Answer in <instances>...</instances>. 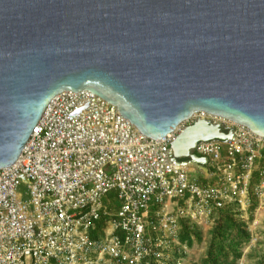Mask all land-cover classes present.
<instances>
[{"label": "water", "instance_id": "95a60500", "mask_svg": "<svg viewBox=\"0 0 264 264\" xmlns=\"http://www.w3.org/2000/svg\"><path fill=\"white\" fill-rule=\"evenodd\" d=\"M82 89L153 139L201 110L264 136V0H0V168ZM228 137L198 119L170 149L205 171L196 143Z\"/></svg>", "mask_w": 264, "mask_h": 264}, {"label": "built area", "instance_id": "2783aa9c", "mask_svg": "<svg viewBox=\"0 0 264 264\" xmlns=\"http://www.w3.org/2000/svg\"><path fill=\"white\" fill-rule=\"evenodd\" d=\"M198 119L229 133L196 143L205 171L170 149ZM252 205L264 210V136L201 110L153 139L90 90H64L0 168V264H176L183 223L245 220Z\"/></svg>", "mask_w": 264, "mask_h": 264}, {"label": "trees", "instance_id": "16d2710c", "mask_svg": "<svg viewBox=\"0 0 264 264\" xmlns=\"http://www.w3.org/2000/svg\"><path fill=\"white\" fill-rule=\"evenodd\" d=\"M253 207L254 205L251 206ZM215 223L201 264H237L242 256L243 245L250 240L246 221L229 210H222L218 212ZM197 228L183 223L178 234L179 241L186 246L200 241ZM257 264H264V256Z\"/></svg>", "mask_w": 264, "mask_h": 264}, {"label": "rangeland", "instance_id": "374dc122", "mask_svg": "<svg viewBox=\"0 0 264 264\" xmlns=\"http://www.w3.org/2000/svg\"><path fill=\"white\" fill-rule=\"evenodd\" d=\"M196 177L197 172H194ZM24 187H20L23 191ZM251 216V217H250ZM248 230L250 232V240L242 247V256L237 261V264H257L264 256V210L251 208L248 217L245 219ZM213 224H206L197 229L200 232V241H194L191 246H180L173 248L174 262L179 264H201V260L205 255L207 245L210 240L211 233L215 227Z\"/></svg>", "mask_w": 264, "mask_h": 264}]
</instances>
